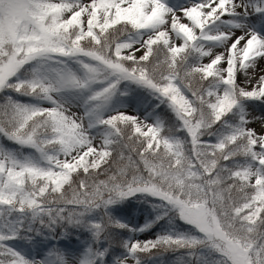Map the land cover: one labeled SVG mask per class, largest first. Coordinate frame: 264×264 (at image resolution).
Returning a JSON list of instances; mask_svg holds the SVG:
<instances>
[{"label": "snow or ice", "instance_id": "snow-or-ice-1", "mask_svg": "<svg viewBox=\"0 0 264 264\" xmlns=\"http://www.w3.org/2000/svg\"><path fill=\"white\" fill-rule=\"evenodd\" d=\"M0 264H264V0H0Z\"/></svg>", "mask_w": 264, "mask_h": 264}, {"label": "rangeland", "instance_id": "rangeland-1", "mask_svg": "<svg viewBox=\"0 0 264 264\" xmlns=\"http://www.w3.org/2000/svg\"><path fill=\"white\" fill-rule=\"evenodd\" d=\"M257 115L259 114V113H256ZM255 127H257V128H259L260 127V125H259V123H257L256 125H254ZM143 238V237H142ZM150 238V237H149ZM52 243H55V241H53ZM61 246H63V245H61Z\"/></svg>", "mask_w": 264, "mask_h": 264}, {"label": "trees", "instance_id": "trees-1", "mask_svg": "<svg viewBox=\"0 0 264 264\" xmlns=\"http://www.w3.org/2000/svg\"><path fill=\"white\" fill-rule=\"evenodd\" d=\"M133 203H135V201H133ZM138 208H141V210H143L144 208H146L147 206H140V205H137Z\"/></svg>", "mask_w": 264, "mask_h": 264}]
</instances>
